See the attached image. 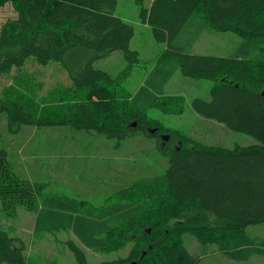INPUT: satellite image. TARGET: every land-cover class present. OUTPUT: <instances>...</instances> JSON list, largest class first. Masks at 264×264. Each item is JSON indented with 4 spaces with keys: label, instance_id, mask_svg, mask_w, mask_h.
Returning a JSON list of instances; mask_svg holds the SVG:
<instances>
[{
    "label": "trees",
    "instance_id": "1",
    "mask_svg": "<svg viewBox=\"0 0 264 264\" xmlns=\"http://www.w3.org/2000/svg\"><path fill=\"white\" fill-rule=\"evenodd\" d=\"M133 1L165 50L130 96L122 83L140 60L129 48L133 26L114 15L117 0H0L16 14L0 28V75L17 70L0 90L9 129L60 126L117 142L135 135L156 139L162 128L149 111L184 108V97L163 90L179 70L214 82L209 101L193 100L196 113L256 143L225 149L182 138L177 148L159 147L168 160L165 172L94 206L45 193L48 184L17 174L0 133V264H32L24 240L1 226L21 209L34 216V235L69 233L77 264H91L84 250L108 253L127 242L126 257L99 264H201L209 246L234 263L264 258V238L246 235L247 227L264 222V0H150L148 7L142 3L149 0ZM205 30L230 32L242 42L228 57L192 55ZM116 51L127 62L120 75L94 68ZM30 58L60 64L70 84L39 98L19 75ZM187 239L199 252L189 251Z\"/></svg>",
    "mask_w": 264,
    "mask_h": 264
},
{
    "label": "rangeland",
    "instance_id": "2",
    "mask_svg": "<svg viewBox=\"0 0 264 264\" xmlns=\"http://www.w3.org/2000/svg\"><path fill=\"white\" fill-rule=\"evenodd\" d=\"M149 2L150 0L142 4L148 7ZM141 8L133 0H117L114 12L115 16L133 26L134 36L129 48L139 54L140 61L132 65L130 75L122 83L130 96L139 89L159 55L165 50V44L154 40L150 27L141 23ZM12 9L11 4L0 7V28L4 22L15 18L16 14ZM241 42L233 33L205 30L190 53L228 57L238 49ZM126 67V59L120 51L94 63V68L107 72L112 77L120 75ZM16 71L14 68L10 74L0 75V90L10 83L11 76ZM19 72L30 84L29 87L36 90L39 98L51 92L57 93L59 88L70 84L68 74L56 62L42 66L30 58ZM213 86L214 82L211 80H195L176 71L165 84L164 95L184 97V108L178 114H163L154 109L149 111L148 116L162 128L158 139L135 135L117 142L96 132L60 126L37 130L22 126L20 130L13 132L3 114H0V133L9 151L10 161H14L16 172L21 177L48 184L43 190L45 193H62L94 206H101L105 201L115 199L111 197L112 193L134 181L166 171L168 160L159 152V147L177 148L182 145V138L199 142L203 146L225 149L256 143L255 139L195 112L193 100L199 98L209 101V92ZM187 146L191 147V142ZM33 217L31 213L21 209L16 218L2 220L1 226L24 240L27 246L25 254L32 264H77L66 243L74 238L67 232H59L53 236L34 235ZM246 235L264 238V222L247 227ZM130 246L131 243L127 242L117 251L101 254L84 251L89 263L99 264L126 257ZM187 246L189 251L200 250L193 239H187ZM206 252L201 264H264L262 257H253L247 263L231 262L218 254L212 246Z\"/></svg>",
    "mask_w": 264,
    "mask_h": 264
},
{
    "label": "crops",
    "instance_id": "3",
    "mask_svg": "<svg viewBox=\"0 0 264 264\" xmlns=\"http://www.w3.org/2000/svg\"><path fill=\"white\" fill-rule=\"evenodd\" d=\"M35 132V131H34ZM33 181V180H32ZM33 226H34V224H33Z\"/></svg>",
    "mask_w": 264,
    "mask_h": 264
}]
</instances>
